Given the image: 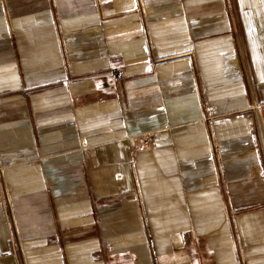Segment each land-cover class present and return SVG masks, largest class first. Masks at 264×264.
Segmentation results:
<instances>
[{"label":"crops","instance_id":"obj_1","mask_svg":"<svg viewBox=\"0 0 264 264\" xmlns=\"http://www.w3.org/2000/svg\"><path fill=\"white\" fill-rule=\"evenodd\" d=\"M0 168V264H264V0H0Z\"/></svg>","mask_w":264,"mask_h":264},{"label":"built area","instance_id":"obj_2","mask_svg":"<svg viewBox=\"0 0 264 264\" xmlns=\"http://www.w3.org/2000/svg\"><path fill=\"white\" fill-rule=\"evenodd\" d=\"M144 142H145L146 144L148 143L147 138L144 140ZM0 174H1V168H0Z\"/></svg>","mask_w":264,"mask_h":264}]
</instances>
